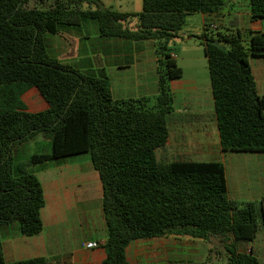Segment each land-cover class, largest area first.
I'll use <instances>...</instances> for the list:
<instances>
[{
  "label": "trees",
  "instance_id": "16d2710c",
  "mask_svg": "<svg viewBox=\"0 0 264 264\" xmlns=\"http://www.w3.org/2000/svg\"><path fill=\"white\" fill-rule=\"evenodd\" d=\"M47 1L0 0V226L17 223L23 236L40 233L43 189L28 168L88 154L103 189L102 264H129V243L154 237L208 242L213 252L226 254L227 264H260L237 245L255 239L264 221V199H230L221 162L156 158L168 139L169 83L183 75L169 42L179 37L190 15L217 13L222 0H142L138 13L110 10L99 0ZM250 14L264 19V0H250ZM83 18L97 21L102 38L157 43L153 107L114 99L108 78L85 74L48 54L44 36ZM197 39L207 58L222 152L264 153V95L249 64V57H264V31L250 32L245 40L206 25ZM31 87L46 101V110L25 109L21 96ZM37 134L51 141L52 152L15 166L13 148ZM49 263L44 257L7 262L0 239V264Z\"/></svg>",
  "mask_w": 264,
  "mask_h": 264
},
{
  "label": "crops",
  "instance_id": "0c3cea01",
  "mask_svg": "<svg viewBox=\"0 0 264 264\" xmlns=\"http://www.w3.org/2000/svg\"><path fill=\"white\" fill-rule=\"evenodd\" d=\"M222 2L217 13L193 14L199 15L202 33L208 25L214 32L239 33L246 40L250 32L264 31V19L251 17L250 0ZM44 40L48 54L60 63L88 75L108 78L114 99L140 100L148 108L155 105L158 94L155 41L102 38L97 21L88 18H83L77 26H59L58 34H46ZM169 52L177 65L176 54ZM249 64L257 91L264 95V57H250ZM198 67L193 63L189 78H184L182 67V77L169 83L172 111L168 118V139L160 148L163 151L161 159L166 158L164 151L167 150L170 161L183 156L195 162H221L230 199L262 200L264 153L222 152L210 80L208 84L205 78H209L208 66L205 74ZM21 101L28 112L48 108L34 87L23 93ZM191 112L201 115L187 116ZM198 121L203 122V126H199ZM46 142L45 146L41 145ZM32 143L44 151L28 153L25 149ZM51 152V141L37 134L16 145L12 156L18 166L34 154ZM28 171L39 179L43 189L44 206L40 212L43 228L37 235L23 236L17 223L2 225L0 239L5 261L44 257L50 259L49 264H102L107 238L102 210L103 189L89 155L53 159L32 166ZM90 242L99 243V247L86 248L85 244ZM213 248V244L199 240L154 237L131 241L125 256L129 264H227L226 254L213 252ZM237 249L251 253L264 264V221L253 242L238 244Z\"/></svg>",
  "mask_w": 264,
  "mask_h": 264
},
{
  "label": "rangeland",
  "instance_id": "374dc122",
  "mask_svg": "<svg viewBox=\"0 0 264 264\" xmlns=\"http://www.w3.org/2000/svg\"><path fill=\"white\" fill-rule=\"evenodd\" d=\"M99 1L102 7L110 9V10H114V11L128 12V13H138L142 11V0H99ZM46 4L47 5L52 4V0H48ZM31 6H33V3L30 4V7ZM93 9H95V7H93ZM133 24H131L132 27H133ZM202 31H203V28H202V25L199 23V15H191L187 18V23L183 27L182 31L179 33V37L174 38L173 40L169 42V45H168L169 50L173 52L174 54H176L177 56V65L181 69L182 67H184L185 69L184 78L190 77L191 72H192L191 67L193 63L198 64L199 66L198 68L200 71H202V73L204 72L203 74L207 73V61L204 56L203 47L199 44V41L197 39V37L202 33ZM90 38H93V35H91ZM205 78H206L207 83L209 84V78L207 77ZM198 115H201V114L195 113V112H191L187 114V116H193V117H199ZM196 123L199 126H203V122L201 121H198ZM186 125L190 127L191 124L187 123ZM45 140H48V139H45ZM46 144L48 143L47 142L41 143L42 146H45ZM29 146L30 147H27L25 149L26 151H28V153L30 151L34 153L35 151H44L42 148H41L42 150L35 148L36 146H38L36 144L32 143ZM28 148L29 150H27ZM14 152H15V147H14ZM162 152L163 151H161V149H158L156 151L157 160L162 161V162L170 161V157H169L170 152L167 150L164 151L167 156L163 160L161 159V156H160ZM13 161L15 165L14 156H13ZM0 233H1V226H0ZM12 261H15V258H13Z\"/></svg>",
  "mask_w": 264,
  "mask_h": 264
},
{
  "label": "built area",
  "instance_id": "2783aa9c",
  "mask_svg": "<svg viewBox=\"0 0 264 264\" xmlns=\"http://www.w3.org/2000/svg\"><path fill=\"white\" fill-rule=\"evenodd\" d=\"M85 247L86 248H97V247H99V243H97V242L86 243Z\"/></svg>",
  "mask_w": 264,
  "mask_h": 264
},
{
  "label": "water",
  "instance_id": "95a60500",
  "mask_svg": "<svg viewBox=\"0 0 264 264\" xmlns=\"http://www.w3.org/2000/svg\"><path fill=\"white\" fill-rule=\"evenodd\" d=\"M212 44L215 45V46L221 47V45H219V44H218L217 42H215V41H213Z\"/></svg>",
  "mask_w": 264,
  "mask_h": 264
}]
</instances>
